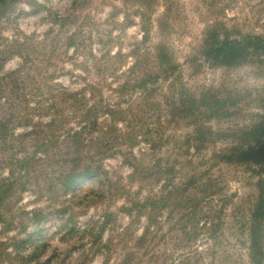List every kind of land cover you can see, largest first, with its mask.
I'll return each instance as SVG.
<instances>
[{"label": "trees", "instance_id": "1", "mask_svg": "<svg viewBox=\"0 0 264 264\" xmlns=\"http://www.w3.org/2000/svg\"><path fill=\"white\" fill-rule=\"evenodd\" d=\"M7 1L1 0L2 5ZM44 8L39 4L37 13ZM72 17L69 14L57 19L61 31L52 39L50 48L46 45L48 36L43 42L35 40L36 46L31 43L32 36L13 43L12 55L22 63L0 76L3 233L13 227L26 230L27 223L39 227L38 232L21 240L23 245L34 247L35 253L41 226L49 217L69 213L65 224L68 227L77 215L66 206L47 216L41 210L21 212L16 209L21 195L29 192L37 199L48 195L55 200L97 179L103 189L93 200H87L84 208L105 203L106 208L99 221H89V247L81 254L80 264L97 255L104 258L103 264H109L114 252L119 257L114 264H207V260L208 264H219L223 245L220 215L228 200L220 201L224 204L220 208L210 206L209 216L202 203L206 198L215 200L223 192L224 183L215 177V170L234 163L260 176L259 195L249 218V262L264 264V123L249 127L246 133L242 131L239 138L229 136L231 142L216 137L220 131H214L209 123L225 118L229 110L213 104L227 102L211 101L206 91H190L166 44L144 48L150 40L148 29L142 28V41L125 53L122 34L113 37L95 32L98 48L94 50L93 37L86 36L85 27L79 26L73 34L63 31ZM159 32L163 33L161 28ZM115 46L118 50L113 54ZM201 57L211 68L229 69L261 61L264 36L248 34L234 39L228 32L221 37L219 31H212L204 39ZM67 63L72 69L66 68ZM62 75L82 82V86L76 90L63 86L57 81ZM44 118L48 121L43 122ZM22 127L29 130L17 133ZM180 127L189 130L179 135ZM169 130L173 135L166 137ZM218 143L223 147L217 149ZM142 144L147 147L136 153ZM164 147L170 148L163 154ZM206 150L212 151L208 158L204 156ZM117 155L122 165L131 170L126 178L104 167L107 159ZM148 179L163 182L162 190L140 198ZM176 180L182 182L177 186ZM135 184L139 189L132 193ZM122 199L127 204L119 211L129 217L130 224L119 232L118 216L110 208ZM79 205L84 203L79 201ZM168 209L166 220L173 221L169 231H181L184 239L178 244L192 250L177 262L169 251H158L159 237L164 239V246L168 245L167 236L160 235L159 220ZM143 216L147 224L134 238L133 229ZM203 219L206 222L200 226ZM107 229L110 236L103 240ZM202 237L210 246L193 250ZM8 247L0 241V263L22 264L25 259L7 253Z\"/></svg>", "mask_w": 264, "mask_h": 264}, {"label": "rangeland", "instance_id": "2", "mask_svg": "<svg viewBox=\"0 0 264 264\" xmlns=\"http://www.w3.org/2000/svg\"><path fill=\"white\" fill-rule=\"evenodd\" d=\"M37 4L45 7L39 13H37ZM0 8L3 10L0 13V76L16 70L22 63L20 58L12 55L15 46L13 43L21 42L25 36H32L31 43L35 44V40L43 42L48 36L46 45L50 48L52 39L61 31L56 23L57 19L72 14V21L63 31L73 34L78 32L79 26L85 27L86 36L93 37L94 50L98 48L95 32H99L105 36L111 34L113 37L122 34L123 52H128L130 46L142 41L143 27L150 31L149 43L145 44L144 48L157 46L160 43L166 44L173 64L179 66L190 91H206L209 97L213 98L211 101L227 102V104H213L229 110L225 118L212 119L209 123L214 131H220L216 137L231 142L233 139L229 136L239 138L242 131L246 133L249 127L264 123V59L228 69L211 68L201 57L204 39L207 33L212 31H219L221 37L228 32L234 39L248 34L264 36V0H78L77 2L75 0H8L5 6L0 0ZM160 28L163 33L159 32ZM117 48L114 47L113 54L117 52ZM72 51L71 49L69 54H72ZM65 66L67 69H72L69 63ZM57 81L71 90L82 86V82L67 75H62ZM42 120L48 121L46 118ZM28 130L22 127L16 132L23 133ZM180 130L181 133L178 134L183 135L189 129L180 127ZM172 135L171 130L167 131L166 137ZM146 147L142 144L135 151L138 153L140 149ZM216 147L219 149L223 145L218 143ZM168 148L170 147L162 148L161 153L164 154ZM211 152L206 150L204 156L208 158ZM104 167L109 171H116L123 178L131 173L127 166L122 165V158L118 155L107 159ZM219 169L215 170L214 175L224 183L223 192L215 197V200L206 198L202 203L203 210L209 216L212 215L210 206L220 208L224 206L220 201L228 200L220 215L223 223V245L219 251V264H250L249 218L259 195L257 184L260 176L246 166H236L234 163L221 165ZM181 182L182 180H176L175 183L178 186ZM124 183L126 184L127 181L125 180ZM91 184L88 187L81 185L80 188L70 190L55 200L48 195L37 199L29 192L22 194L16 206L21 212L41 210L47 216L50 212L66 206L76 213L77 217L68 227H65V224L69 213L63 216L53 214L49 217L41 226L43 230L40 231L41 238L36 241L39 248L37 247L35 253L34 247L29 248L28 243L23 245L21 240L29 234L38 232L39 227L27 223L26 230L23 227H13L9 232L3 233L0 225V241L9 245L6 252L19 258L23 257L26 263L24 261L22 264L38 262L80 264L81 254L89 247L92 228L89 221L91 218H94L95 222L99 221L106 208V203L84 208L87 200H93L103 189V184L97 179H93ZM162 186L163 182L148 179L143 185L140 198H146L149 194H160ZM138 189L139 185L135 184L131 191L136 193ZM79 201L84 205H79ZM123 204H127L124 199L117 201L110 208V211L118 216L119 232L130 224L129 217L119 211ZM169 211L170 209L164 213L162 219H159L162 223L160 235L167 236L165 240L168 241V245L164 246V239L159 237L158 251H169L173 260L177 262L183 259V254L192 250L178 244L184 239L181 231L172 233L169 231L173 223L170 219L166 220ZM145 218L143 216L133 229L134 238L141 235L143 227L147 224ZM178 218L175 217V220ZM205 222L206 220L203 219L200 226ZM109 236L110 231L107 229L103 240H107ZM205 238L199 239L193 250H206L210 244ZM112 254L109 264L119 261L118 253ZM103 263L104 258L97 255L85 264Z\"/></svg>", "mask_w": 264, "mask_h": 264}]
</instances>
